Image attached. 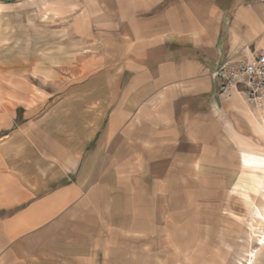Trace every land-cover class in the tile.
Listing matches in <instances>:
<instances>
[{"label": "crops", "instance_id": "obj_1", "mask_svg": "<svg viewBox=\"0 0 264 264\" xmlns=\"http://www.w3.org/2000/svg\"><path fill=\"white\" fill-rule=\"evenodd\" d=\"M65 5L80 95L0 112V264H206L224 186L251 215L264 196L259 112L215 75L264 53V0Z\"/></svg>", "mask_w": 264, "mask_h": 264}, {"label": "rangeland", "instance_id": "obj_2", "mask_svg": "<svg viewBox=\"0 0 264 264\" xmlns=\"http://www.w3.org/2000/svg\"><path fill=\"white\" fill-rule=\"evenodd\" d=\"M67 1L0 0V112L12 108L10 103L29 102L30 98L80 95L79 83L74 81L78 80L75 67L88 48L74 42L68 33ZM249 104L259 112L258 120L264 129V104ZM21 112L19 108L17 113ZM242 133L259 154L260 149L264 150V136L247 129ZM240 173L241 165L238 177ZM233 175L237 177L235 172ZM237 180L224 186L229 216L224 219L222 241L218 237L217 243L213 240L206 246L202 244L208 254L205 258L195 254L197 263L204 259L206 264H264V242L257 241L264 237V196L253 197L258 209L251 215L233 189Z\"/></svg>", "mask_w": 264, "mask_h": 264}, {"label": "built area", "instance_id": "obj_3", "mask_svg": "<svg viewBox=\"0 0 264 264\" xmlns=\"http://www.w3.org/2000/svg\"><path fill=\"white\" fill-rule=\"evenodd\" d=\"M215 75L220 79V94L229 95L236 90L256 106L264 104V53L253 59L226 60Z\"/></svg>", "mask_w": 264, "mask_h": 264}, {"label": "bare ground", "instance_id": "obj_4", "mask_svg": "<svg viewBox=\"0 0 264 264\" xmlns=\"http://www.w3.org/2000/svg\"><path fill=\"white\" fill-rule=\"evenodd\" d=\"M253 128H254L255 133L261 134L260 136H262V137L264 136V129L260 125L258 120H253ZM249 164L251 165V168L253 169V171L254 170H258V171H261V172L263 171V173H264V155L257 154L256 156H254L253 160L250 161ZM262 226H263V231H264V224ZM259 239H261L259 243L263 244L264 237L263 238H258L257 241H259Z\"/></svg>", "mask_w": 264, "mask_h": 264}]
</instances>
